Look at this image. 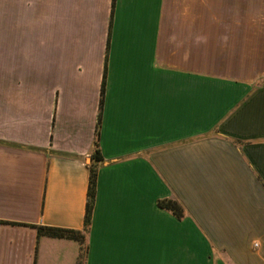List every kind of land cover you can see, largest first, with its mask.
<instances>
[{"label":"crops","instance_id":"obj_1","mask_svg":"<svg viewBox=\"0 0 264 264\" xmlns=\"http://www.w3.org/2000/svg\"><path fill=\"white\" fill-rule=\"evenodd\" d=\"M0 264H264V0H0Z\"/></svg>","mask_w":264,"mask_h":264},{"label":"trees","instance_id":"obj_2","mask_svg":"<svg viewBox=\"0 0 264 264\" xmlns=\"http://www.w3.org/2000/svg\"><path fill=\"white\" fill-rule=\"evenodd\" d=\"M103 95H104V83L102 84V89H101L100 109H99L100 112L96 124L93 146L90 152V163L87 165L89 178H88V190H87V201L85 206L83 233H87L90 228L91 216H92V211L94 208L95 196H96V177L98 170L100 169L103 163V158L101 156L100 147H99L100 113L103 104ZM157 207L164 211L169 212L177 220H182L187 215L184 206L177 199L160 200L157 202ZM34 229H36L38 237L44 236L53 239H67L78 243H82L83 241V233L78 231L48 228V227H34Z\"/></svg>","mask_w":264,"mask_h":264}]
</instances>
